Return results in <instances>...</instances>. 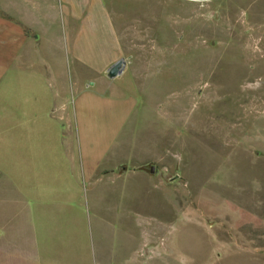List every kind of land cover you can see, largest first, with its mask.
I'll return each mask as SVG.
<instances>
[{"label":"rangeland","instance_id":"1","mask_svg":"<svg viewBox=\"0 0 264 264\" xmlns=\"http://www.w3.org/2000/svg\"><path fill=\"white\" fill-rule=\"evenodd\" d=\"M102 3L123 73L75 61L61 0L56 83L0 68V264H264V0Z\"/></svg>","mask_w":264,"mask_h":264},{"label":"crops","instance_id":"2","mask_svg":"<svg viewBox=\"0 0 264 264\" xmlns=\"http://www.w3.org/2000/svg\"><path fill=\"white\" fill-rule=\"evenodd\" d=\"M61 1L68 21L73 23L70 49L75 61L103 77L111 64L123 58L126 62L121 72L123 73L128 66L124 53L125 46L102 0ZM40 8L41 0H0L1 79L18 74L21 80L25 79L37 85L38 94L42 68L47 73L45 83L48 87L51 88V83L53 85L56 83L51 58L40 54L41 43L38 34L45 23ZM259 10L256 8L251 15L255 12L259 14ZM261 13L264 14V11L261 10ZM14 80L15 77L11 82ZM21 80L17 81L18 86L25 84V81ZM13 254H9L13 256L12 262H7V255L3 264H41L38 249L34 248L28 253L18 250Z\"/></svg>","mask_w":264,"mask_h":264},{"label":"water","instance_id":"3","mask_svg":"<svg viewBox=\"0 0 264 264\" xmlns=\"http://www.w3.org/2000/svg\"><path fill=\"white\" fill-rule=\"evenodd\" d=\"M125 63L126 62H125V60L123 58H120L117 61H115L107 69V72H106L107 76L109 78H113V77L119 75L123 71Z\"/></svg>","mask_w":264,"mask_h":264}]
</instances>
